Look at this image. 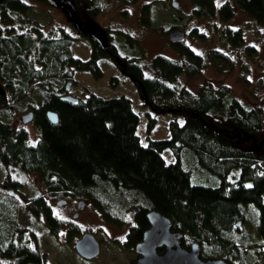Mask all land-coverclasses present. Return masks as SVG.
<instances>
[{
	"label": "trees",
	"instance_id": "trees-1",
	"mask_svg": "<svg viewBox=\"0 0 264 264\" xmlns=\"http://www.w3.org/2000/svg\"><path fill=\"white\" fill-rule=\"evenodd\" d=\"M29 1L47 4L45 0H0V111L23 100L42 82L70 79L72 72H85L98 80V62L108 59L129 78L148 111L170 114L172 119L168 139H145L141 145L135 132L138 117L126 97L103 99L89 93L67 103L59 100V94L47 93L32 108L37 132L33 146L22 128L0 119L4 182L12 171L35 173L50 197L83 198L106 222L117 226L132 212L134 226L127 235L131 245L146 228L145 212L155 210L182 234L184 246L196 242L206 254L227 253L231 264H255L264 248V106L243 104L223 85L201 87L187 102L181 99L184 91H176L175 86L179 77L198 76L208 65L225 69V57L218 51L194 53L183 42L170 44L178 60L155 56L150 61L151 76H145L135 60L115 51L105 34L104 49L79 35L91 49L88 59L81 61L71 56L69 45L74 39L63 28H53L44 36L40 26L23 30L18 25L30 8ZM68 1L80 19L98 12L97 0ZM187 1L193 18L217 17L222 23L237 9L264 28V0H232L233 5L225 2L218 9L214 0ZM189 35L203 39L195 29ZM221 38L233 47L243 42L240 32L225 27ZM257 80L264 86V69ZM48 112L55 115L53 123L46 118ZM176 116L182 118L181 124ZM146 117L148 134L154 120ZM163 151L170 152L173 162L164 163ZM193 174L202 178L201 184L191 183ZM8 185L10 194L0 198V260L47 264L32 233L17 222L18 199L21 211L40 219L49 235L55 237L65 225L41 196L26 198L18 183ZM245 207H254L257 216L250 220L256 240L251 248L233 238L236 224L247 225Z\"/></svg>",
	"mask_w": 264,
	"mask_h": 264
},
{
	"label": "rangeland",
	"instance_id": "rangeland-1",
	"mask_svg": "<svg viewBox=\"0 0 264 264\" xmlns=\"http://www.w3.org/2000/svg\"><path fill=\"white\" fill-rule=\"evenodd\" d=\"M225 2L233 5L232 0H214L215 9ZM29 5L24 20L18 23L23 30L30 26H40L43 35L46 36L53 28H63L74 39L69 45L71 56L81 61L88 59L90 43L79 36L60 9L31 1ZM96 5L98 12L92 18L83 17L80 19L81 22L103 36L109 35L115 51L120 56L135 60L145 76H151L150 61L155 56L178 60L168 40V34L173 30L183 33L181 42L194 53L211 55L218 51L225 57L226 68L221 71L208 65L198 76L179 77L175 86L176 91L179 89L184 91L182 100L192 101L201 87L207 89L223 85L229 88L232 97L243 104L253 107L264 106V86L257 80L264 69V28L256 25L239 10L234 9L232 17L221 23L217 17L193 18L187 0H97ZM141 17L145 18V24L141 23ZM224 27L231 32L241 33L243 42L240 47H233L222 40L221 31ZM192 29L201 33L203 39L191 37L189 33ZM98 68L101 72V78L98 80L92 79L85 72H72L70 79L42 82L39 87H33L23 100L1 110L0 119L7 121L13 128H22L27 133L28 143L33 146L37 132L32 125V118L24 125L20 118L28 112L32 113V108L39 106L47 93L62 96L65 95L63 92L68 91L66 95L76 99H84L89 93L103 99L123 96L131 102V108L138 117L135 132L141 145H145V139L152 141L168 139V122L172 119L171 115H156L148 111L129 78L121 74L112 61L101 59ZM67 84L68 90L65 89ZM146 115L154 120L153 128L148 134L145 133ZM175 119L178 124L182 123L180 116H176ZM160 156L165 164L173 162L169 151H163ZM195 175L200 176L199 172ZM4 177V172L0 169V198L10 194L8 184L14 181L18 183L20 193L26 198L41 196L49 205L53 216L63 221L65 225L55 237L49 235L40 219L35 220L21 211L23 206L18 199L17 204L21 207H18L17 222L32 233L34 245L47 264H128L134 260L136 254L133 252V245L129 244L127 239L129 229L134 226L132 212L125 214L123 222L117 226L106 222L83 198L69 199L68 196L61 195L50 197L35 173L22 174L12 171L7 182H4ZM191 183L201 184L202 178L196 179L193 174ZM59 201H63V205L58 206ZM78 202L84 203L82 208H77ZM245 211L247 225L236 224L237 230H233V238L236 244L251 248L252 245H256V240L255 230L253 237V230L250 228L252 224L250 220L257 216L254 207H245ZM75 214L76 217L73 218ZM83 234L93 236L98 244V254L91 260L81 259L74 250V244ZM238 237L243 239L238 241ZM260 250L255 264H264V248L261 247ZM7 263V260H0V264Z\"/></svg>",
	"mask_w": 264,
	"mask_h": 264
},
{
	"label": "water",
	"instance_id": "water-1",
	"mask_svg": "<svg viewBox=\"0 0 264 264\" xmlns=\"http://www.w3.org/2000/svg\"><path fill=\"white\" fill-rule=\"evenodd\" d=\"M45 2L53 8L60 9L79 35L90 38L101 49L106 48L105 37L81 22L70 1L45 0ZM182 39L183 33L179 30H173L168 34V40L171 44L180 43ZM65 89L68 90V84ZM59 100L74 103L76 98L63 95ZM31 118L32 113L28 112L22 115L20 121L24 125L30 122ZM46 118L50 123L55 121L53 113H46ZM57 205H63V201L57 202ZM83 205V202H78L76 206L82 208ZM75 217L76 214L73 218ZM145 219L148 227L143 231L141 240L133 247L137 259L129 264H225L222 260L200 259V247L196 242H192L187 249L182 248L180 246L182 234L179 231H172L171 221L159 212L149 210L145 213ZM161 247H164V251L158 254L156 250ZM74 250L81 259L91 260L98 254V244L93 236L83 234L74 244Z\"/></svg>",
	"mask_w": 264,
	"mask_h": 264
},
{
	"label": "flooded vegetation",
	"instance_id": "flooded-vegetation-1",
	"mask_svg": "<svg viewBox=\"0 0 264 264\" xmlns=\"http://www.w3.org/2000/svg\"><path fill=\"white\" fill-rule=\"evenodd\" d=\"M119 71H121V70H119ZM122 72V71H121ZM120 72V73H121ZM121 74H123V73H121ZM126 77V76H125ZM68 92V91H67ZM67 92H65V93H63V94H66ZM146 213V212H145ZM145 216V215H144ZM146 220V219H145ZM147 223V222H146ZM148 227V224L146 225V228ZM145 228V229H146ZM144 229V230H145ZM143 230V231H144ZM171 230L173 231V229L171 228ZM143 231H142V233H143ZM142 233H141V235H142ZM183 236L181 237V239H180V246L182 247V248H185V249H187L188 247H189V245L191 244H188L187 246H184V244H183ZM141 240V236H140V238H139V240H137L134 244H133V247H134V245L137 243V242H139ZM199 247H200V253H199V258L200 259H211V260H222L225 264H231V261H230V259L228 258V255H226L227 253H224V252H220V253H218V254H216L215 256H213V255H211V254H206L207 252H204L203 250H202V246H201V244H199ZM164 251V247H161V248H158L157 250H156V252L158 253V254H160V253H162ZM133 252H134V250H133ZM137 259V256L135 255V258H134V260H132V262H134L135 260ZM132 262H130V263H132ZM129 264V263H128Z\"/></svg>",
	"mask_w": 264,
	"mask_h": 264
}]
</instances>
